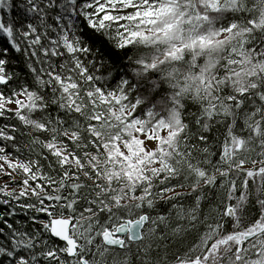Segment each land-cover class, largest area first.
Here are the masks:
<instances>
[{
    "label": "snow or ice",
    "instance_id": "1",
    "mask_svg": "<svg viewBox=\"0 0 264 264\" xmlns=\"http://www.w3.org/2000/svg\"><path fill=\"white\" fill-rule=\"evenodd\" d=\"M0 264H264V0H0Z\"/></svg>",
    "mask_w": 264,
    "mask_h": 264
}]
</instances>
